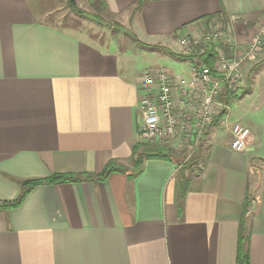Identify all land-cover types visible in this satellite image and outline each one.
<instances>
[{
	"label": "crops",
	"instance_id": "0c3cea01",
	"mask_svg": "<svg viewBox=\"0 0 264 264\" xmlns=\"http://www.w3.org/2000/svg\"><path fill=\"white\" fill-rule=\"evenodd\" d=\"M98 1L128 32L101 42L48 21L39 0H0V264H236L248 198L250 264H264V146L233 151L235 119H216L191 171V155L147 158L139 132L147 51L168 57L149 69L190 76L179 40L222 20L258 27L264 0H149L137 13L139 0ZM112 162L125 172L102 178Z\"/></svg>",
	"mask_w": 264,
	"mask_h": 264
},
{
	"label": "built area",
	"instance_id": "2783aa9c",
	"mask_svg": "<svg viewBox=\"0 0 264 264\" xmlns=\"http://www.w3.org/2000/svg\"><path fill=\"white\" fill-rule=\"evenodd\" d=\"M237 21L228 20L226 30L223 22H214L200 37L179 40L190 62V76H174L165 67L143 74L139 131L143 142H167L175 151H191L216 119L228 121L231 102L246 89L245 66L264 53V22L248 29L245 43L238 48L237 34L232 32ZM230 50L232 57L227 55ZM231 135V149L244 152L250 131L237 123Z\"/></svg>",
	"mask_w": 264,
	"mask_h": 264
},
{
	"label": "rangeland",
	"instance_id": "374dc122",
	"mask_svg": "<svg viewBox=\"0 0 264 264\" xmlns=\"http://www.w3.org/2000/svg\"><path fill=\"white\" fill-rule=\"evenodd\" d=\"M94 1L95 0H74V2L77 4V9H72L68 5V0H39V2L43 3L44 8L43 6L40 7L43 9V15L48 21H57L61 23L63 27L70 28L76 32H82L85 35L101 42H109L112 38L116 37V32H128L115 22V18L108 17L105 13L101 14L100 12H102L104 9L101 10V4L98 8L94 7L93 4L97 5ZM78 12H81L82 15L78 14ZM225 21L226 20H222V28L224 30H226V26L228 24V21ZM235 26L236 25H234V27ZM246 28H240L239 30L235 28L232 31L237 34L238 48H241L245 43L246 36L248 35ZM147 53L148 57L145 64L146 70L144 71V74L150 70L149 68H154L155 66L159 65L163 66V62H168V57L166 58L165 54L160 56V58L155 59L154 56H157V53L155 55L150 51H147ZM159 53L160 52H158V54ZM227 55L232 57V51L230 50V54ZM161 58L163 60H161ZM165 66L167 65L165 64ZM244 70L245 72L243 71V73L245 77L244 81L246 83V89L231 104L230 112L228 113V119L235 120L230 121L228 127L230 131L229 129L227 130L230 133L234 124L239 123L243 125L250 131V144H254L255 149H258L259 147L262 149V146H264V53L257 61L245 66ZM244 117H247V119L245 120ZM252 123L255 125V127L251 125ZM258 140L262 144L258 145L257 147L256 141L258 142ZM150 144L144 145L147 152H166L159 150V147L154 145L156 143ZM193 150L197 151L198 147L196 146L193 148ZM191 151L185 150L178 156L175 154L174 155L178 159L183 158V160L188 158L187 156L191 155V157L188 158L189 160L185 166L189 167L191 171H195L197 168L194 167L192 156L193 152ZM190 152L192 154H190Z\"/></svg>",
	"mask_w": 264,
	"mask_h": 264
},
{
	"label": "trees",
	"instance_id": "16d2710c",
	"mask_svg": "<svg viewBox=\"0 0 264 264\" xmlns=\"http://www.w3.org/2000/svg\"><path fill=\"white\" fill-rule=\"evenodd\" d=\"M149 0H139L137 6L134 9V13H137L139 11L142 10V8L144 7V5L148 2ZM97 5L93 4L94 7L98 8L100 7V2L98 0L94 1ZM68 5L72 8V9H77V4L74 2V0H68ZM78 14L82 15L81 12H78ZM84 16V15H83ZM220 17H225V13H222V15H220ZM241 28H246V27H241ZM240 28H238L239 30ZM248 29V27L246 28ZM153 49V48H150ZM179 59H184L183 56H178ZM211 61H208V64H210ZM138 146V147H137ZM136 147L139 148L140 146L137 145ZM136 147L134 148V157L137 154V149ZM136 158V157H135ZM147 158H169L170 160H174V161H179L178 158L173 157V156H169V154H163V153H150ZM135 164L139 165V169L141 167L142 162L136 160ZM115 171H121V172H125V169L123 167H119L117 168L115 166V163H109L103 173V177L102 178H106L108 177L110 174H112ZM81 178V177H80ZM76 180L75 177L72 176H65V175H55L53 176L49 183H68V182H74ZM40 182H36V181H32V182H28L25 183L23 185V191L21 193V196L19 198V200L14 204L15 206L20 205L23 200L25 199V197L27 196L28 192L34 188L35 186H37ZM250 201L249 198L246 199L245 204L243 206V212L240 218V224H239V233H238V243H237V256H236V264H250V251H249V242H250V235H249V228L247 226V220H248V214H249V209H250Z\"/></svg>",
	"mask_w": 264,
	"mask_h": 264
}]
</instances>
